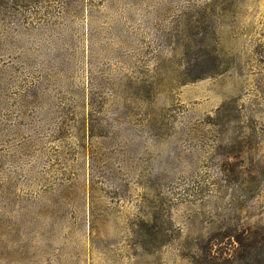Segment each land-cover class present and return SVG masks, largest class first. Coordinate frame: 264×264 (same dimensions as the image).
<instances>
[{"label": "rangeland", "instance_id": "obj_1", "mask_svg": "<svg viewBox=\"0 0 264 264\" xmlns=\"http://www.w3.org/2000/svg\"><path fill=\"white\" fill-rule=\"evenodd\" d=\"M0 264H264V0H0Z\"/></svg>", "mask_w": 264, "mask_h": 264}]
</instances>
